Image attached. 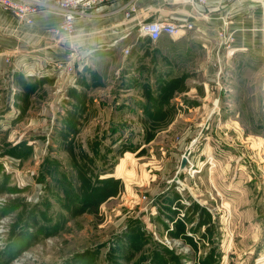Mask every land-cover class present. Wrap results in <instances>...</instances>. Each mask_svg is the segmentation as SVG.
I'll use <instances>...</instances> for the list:
<instances>
[{"label": "rangeland", "instance_id": "374dc122", "mask_svg": "<svg viewBox=\"0 0 264 264\" xmlns=\"http://www.w3.org/2000/svg\"><path fill=\"white\" fill-rule=\"evenodd\" d=\"M121 42V54L141 63L129 75L111 64L95 76L67 53L43 60L37 81L7 74L29 48L0 45V264H264V142L253 108L229 110L228 97L205 91L208 78L191 74L197 92L176 93L160 110L148 99L167 72L158 43L138 30ZM188 55L183 71L194 66ZM76 84L97 107L59 99L48 120L30 124L34 91L35 114ZM183 154L190 162L180 171Z\"/></svg>", "mask_w": 264, "mask_h": 264}, {"label": "crops", "instance_id": "0c3cea01", "mask_svg": "<svg viewBox=\"0 0 264 264\" xmlns=\"http://www.w3.org/2000/svg\"><path fill=\"white\" fill-rule=\"evenodd\" d=\"M129 3H135L138 10L133 18L126 19L125 11ZM198 8L199 10L195 11L189 3L177 1L112 0L80 19L75 33L64 40L57 39L50 32V29L61 19L57 13L39 12L34 16L32 25H25L20 24L12 12L0 8V45L12 49H17L18 46L30 49L26 52L22 51V54L14 59L13 66H16L17 69L13 76L16 79H26L27 76L19 69L31 62L32 55L30 53L37 49L43 52L42 50H46V48L49 51L46 60L55 61L65 58L69 53L70 56L66 57L69 60L68 64L75 61H78V65L88 62L98 68L95 69V76L98 77H103L111 64L115 66L116 74L124 71L126 67V75H129L135 69L134 63H141L128 55H122V48H119V45L126 37L131 36L134 30H137L139 21L166 17L180 22L193 20L194 28L188 33L178 37L162 36L158 41H153V43H158L162 51L161 57L165 59L163 70L167 72L160 75L157 81V94L149 93L153 97L149 96L148 99L153 101L159 99L158 109L167 111V108H171V100L176 93L190 94V92H197L199 89L198 86L188 88L187 79L191 77V74L202 75L212 82H202L205 91L208 92L212 89L213 94L218 93L228 97V101L223 103L228 106L229 110L247 111L250 107L253 108L254 124L261 130L259 132L256 129L254 136L257 143L262 144L264 142V101L262 99L264 0H207L206 4L200 5ZM196 13L198 15L195 17ZM179 47L182 49L180 54L173 57L168 54L171 49ZM108 48L113 49L110 52L112 54L99 53V51ZM183 55L193 58L192 70L183 71L185 67L182 60ZM2 60L3 57H0L1 75L8 68L2 64ZM167 74L170 77H167ZM38 77L30 78L36 81L41 80V77L45 78L44 76ZM50 79L53 80V78ZM28 80L30 79L28 78ZM54 82H56L55 77ZM218 85H220L219 89ZM24 92L23 94H25ZM34 92L30 96L31 106L27 110L30 111V124L48 120L59 99H67L73 108L81 110L97 107L99 103L97 98L93 102L87 100L86 88L81 89L79 84H76L75 87L57 88L50 97L42 102L41 111L34 114L32 113L36 94ZM216 98L213 102V109L216 108L218 109L216 111L220 112L221 109L217 108L219 98L217 101ZM150 108L151 106L146 104V109ZM190 110L192 109L190 108ZM232 121L237 125V118H232ZM172 122L173 119L170 118L166 125ZM153 139L154 136L147 139V142H151ZM126 153L130 154L131 152L128 150ZM183 156L186 155L181 156L180 171L184 170L190 162L189 157L186 156L188 162L185 168L181 169ZM262 186L264 187V185ZM262 222H264L263 218Z\"/></svg>", "mask_w": 264, "mask_h": 264}, {"label": "built area", "instance_id": "2783aa9c", "mask_svg": "<svg viewBox=\"0 0 264 264\" xmlns=\"http://www.w3.org/2000/svg\"><path fill=\"white\" fill-rule=\"evenodd\" d=\"M112 0H0V8L12 12L20 24L32 25L34 16L39 12H54L61 17L60 21L50 29V32L59 40L68 39L72 36L80 19L95 11L98 7L105 5ZM168 2L189 3L193 10L198 11V6L207 3V0H166ZM138 7L135 3H129L125 11L126 19H131L137 13ZM198 14L196 13L195 17ZM194 17V18H195ZM194 28V21H177L171 18L155 20H141L137 30L143 37H148L152 41H158L162 36L178 37L188 33ZM125 54L130 49H125ZM32 60L19 70L25 76H44L45 63L42 57L44 53L37 49L30 53ZM1 57V53H0ZM17 67L13 66L7 74L13 75ZM8 70V69H7Z\"/></svg>", "mask_w": 264, "mask_h": 264}, {"label": "water", "instance_id": "95a60500", "mask_svg": "<svg viewBox=\"0 0 264 264\" xmlns=\"http://www.w3.org/2000/svg\"><path fill=\"white\" fill-rule=\"evenodd\" d=\"M187 162H188L187 157L183 156L182 163H181V169L185 168Z\"/></svg>", "mask_w": 264, "mask_h": 264}]
</instances>
